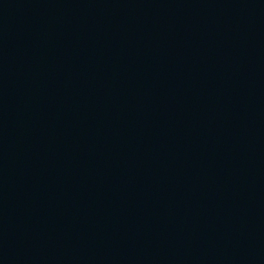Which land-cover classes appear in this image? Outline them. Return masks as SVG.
<instances>
[{
  "label": "water",
  "instance_id": "obj_1",
  "mask_svg": "<svg viewBox=\"0 0 264 264\" xmlns=\"http://www.w3.org/2000/svg\"><path fill=\"white\" fill-rule=\"evenodd\" d=\"M0 264H264V0H0Z\"/></svg>",
  "mask_w": 264,
  "mask_h": 264
}]
</instances>
